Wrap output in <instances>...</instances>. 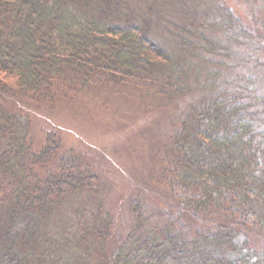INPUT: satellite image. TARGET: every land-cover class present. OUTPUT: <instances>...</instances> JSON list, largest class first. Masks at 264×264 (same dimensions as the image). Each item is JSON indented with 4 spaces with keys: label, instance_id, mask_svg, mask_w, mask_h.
Segmentation results:
<instances>
[{
    "label": "trees",
    "instance_id": "obj_1",
    "mask_svg": "<svg viewBox=\"0 0 264 264\" xmlns=\"http://www.w3.org/2000/svg\"><path fill=\"white\" fill-rule=\"evenodd\" d=\"M173 1L135 12L125 0H0V84L11 95L50 94L61 78H144L169 99L200 92L169 138L173 207L153 224L132 195L123 233L100 203L76 233L49 229L66 194L95 193L99 178L52 134L33 149L27 118L0 103V264H264V22L243 24L213 0ZM163 3L179 17L160 32ZM237 47L251 51L244 74Z\"/></svg>",
    "mask_w": 264,
    "mask_h": 264
},
{
    "label": "rangeland",
    "instance_id": "obj_2",
    "mask_svg": "<svg viewBox=\"0 0 264 264\" xmlns=\"http://www.w3.org/2000/svg\"><path fill=\"white\" fill-rule=\"evenodd\" d=\"M125 1L135 12L145 11L151 2ZM202 1L205 0L195 2L200 4ZM213 2L228 6L243 24L250 27L258 28L264 22L262 0ZM169 3L174 1L169 0ZM158 14L160 32L164 26L170 29L168 22H177L179 17L174 5H160L153 10V15ZM155 25L154 22L153 32L159 35ZM250 57L249 49L237 47L231 61L242 66L243 60ZM244 67L237 72L244 74L248 71ZM124 80V83L114 85L92 80L85 87H71L67 86V79L61 78L53 85L50 94L42 96L33 93L11 95L0 84V103L27 118L33 149L39 150L46 137L52 134L63 151H69L80 159L81 169L93 172L99 178L94 186V189L98 188L95 193L80 191L66 194L49 220V229L55 227L76 233L79 221L89 218L96 203H100L112 212L119 226L115 228L123 233L130 221L128 208L131 201H128L134 194L137 195L132 203L143 199V212L150 216L153 224L160 225L166 209L173 207L172 199L176 198L169 183L164 182L166 168H172L169 138L178 127L182 112L199 98L200 92L192 88L182 97L169 99L157 94L156 85L144 78L137 81L126 77ZM180 223H189V226L191 221L187 218ZM251 236L254 245H263L257 233H251Z\"/></svg>",
    "mask_w": 264,
    "mask_h": 264
}]
</instances>
